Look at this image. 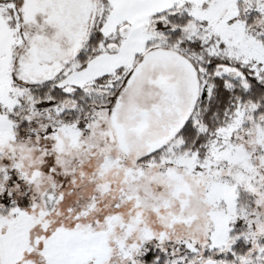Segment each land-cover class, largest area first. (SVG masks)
Returning <instances> with one entry per match:
<instances>
[{"label":"snow or ice","instance_id":"1","mask_svg":"<svg viewBox=\"0 0 264 264\" xmlns=\"http://www.w3.org/2000/svg\"><path fill=\"white\" fill-rule=\"evenodd\" d=\"M0 264H264V0H0Z\"/></svg>","mask_w":264,"mask_h":264}]
</instances>
